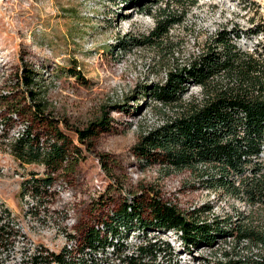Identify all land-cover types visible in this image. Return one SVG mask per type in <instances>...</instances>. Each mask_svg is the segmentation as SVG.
<instances>
[{
  "label": "rangeland",
  "instance_id": "374dc122",
  "mask_svg": "<svg viewBox=\"0 0 264 264\" xmlns=\"http://www.w3.org/2000/svg\"><path fill=\"white\" fill-rule=\"evenodd\" d=\"M152 1L0 0V199L11 208H20L19 186L28 177L46 172L41 164L17 159L16 141L27 127L33 128L44 148L57 141L56 130L34 114L32 101L18 81L26 68L36 75L42 91L39 99L48 107L46 114L71 139L77 141L72 133L101 119L105 112L110 121L107 129H98L82 145L81 154H75L70 144L68 162L57 171L65 188L60 200L72 209L68 221L80 218L82 228L152 187L183 213L206 203L214 206L211 220L234 217L236 210L248 213L244 202L222 191L202 189L189 170L166 176L159 164L144 166L133 148L143 133L175 113L172 107L156 103L145 86L163 82L177 63L183 65L200 55L222 25L238 26L245 35L248 29L264 24V0H193L185 21L172 29L163 46L120 51L130 38L127 34L146 35L155 27L159 9ZM162 4L166 7L167 3ZM172 10L181 7L172 4ZM239 40L235 42L249 52L258 42L250 44L249 37L242 35ZM74 69L84 80L71 74ZM192 97L203 101L204 90L192 85L185 102ZM101 199L105 204H98ZM212 253L190 248L182 257L198 264L219 258Z\"/></svg>",
  "mask_w": 264,
  "mask_h": 264
},
{
  "label": "trees",
  "instance_id": "16d2710c",
  "mask_svg": "<svg viewBox=\"0 0 264 264\" xmlns=\"http://www.w3.org/2000/svg\"><path fill=\"white\" fill-rule=\"evenodd\" d=\"M152 2L159 9L155 27L146 35L127 34L130 38L120 46V51L127 53L134 48L163 46L162 42L172 29L185 21L188 6L195 4L193 0ZM163 2L167 3L166 7H162ZM172 4L179 5L181 10H172ZM241 35L264 40V24L248 29L245 35L240 33L238 26L222 25L209 37L200 55L183 65L177 63L163 82L145 86V92L156 103L172 107L175 113L168 115L161 125L143 133L133 150L144 161V166L159 164L166 176L191 171L202 189L222 191L244 202L249 207L248 213L236 210V218L215 216L209 221L206 213L213 211L212 204L206 203L183 213L172 201H164L161 193L152 187L124 200L117 211L110 210L100 218L110 229L116 223L172 231L195 248L212 247L218 239L227 242V238L232 237L234 242L229 249H220L221 257L215 264H264V158L261 157L264 152V41L249 52L235 42L240 41ZM70 72L84 80L80 71ZM35 76L25 68L18 81L32 101L34 114L42 118L41 121H47L50 129L56 130L57 141L44 148L40 138L33 135V128L27 127L16 141V154L23 163L41 164L46 168L43 175H32L24 181L30 191L43 197L55 180L63 179L62 175L57 176V171L68 162V146L74 144V153L81 154L82 145L89 143L98 129H107L110 121L105 112L101 119L91 122L85 129H76L72 134L79 144L64 129H57L61 124L46 114L48 107L39 99L42 91ZM192 85L204 90L203 101L192 97L185 102ZM97 202L105 204L104 199ZM82 230L87 244L99 238L100 231L89 222ZM4 234L0 231V236ZM156 249L152 244L142 251L155 252ZM48 261L41 260L37 264H49Z\"/></svg>",
  "mask_w": 264,
  "mask_h": 264
},
{
  "label": "built area",
  "instance_id": "2783aa9c",
  "mask_svg": "<svg viewBox=\"0 0 264 264\" xmlns=\"http://www.w3.org/2000/svg\"><path fill=\"white\" fill-rule=\"evenodd\" d=\"M255 39L258 40L256 44L260 42V37H252L249 43L253 44ZM254 46L250 52L254 51ZM261 157L264 158V152ZM61 182V179L55 180L43 197L36 196L23 182L19 186L22 191L19 209L11 208L0 199V231L5 233L0 236V264H37L41 260H49V264H191L182 256H187L190 248H197L184 243L172 231L116 223L110 229L99 219L90 223L100 231L99 238L87 244L85 231H80V218L68 221L72 209L60 200L65 189ZM212 212L206 213L209 221ZM233 240L232 237L227 238V242L218 239L214 246L198 249H207L221 257L216 250L221 249L219 244L229 249ZM152 244L156 245L155 252L142 251ZM217 259L200 260L198 264H215Z\"/></svg>",
  "mask_w": 264,
  "mask_h": 264
}]
</instances>
